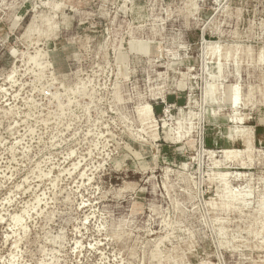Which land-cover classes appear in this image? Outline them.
Instances as JSON below:
<instances>
[{"label": "rangeland", "instance_id": "1", "mask_svg": "<svg viewBox=\"0 0 264 264\" xmlns=\"http://www.w3.org/2000/svg\"><path fill=\"white\" fill-rule=\"evenodd\" d=\"M0 264H264V0H0Z\"/></svg>", "mask_w": 264, "mask_h": 264}, {"label": "bare ground", "instance_id": "2", "mask_svg": "<svg viewBox=\"0 0 264 264\" xmlns=\"http://www.w3.org/2000/svg\"><path fill=\"white\" fill-rule=\"evenodd\" d=\"M234 102H236L237 101V99H236V97H235V99L233 100ZM139 111V113H141V116H142V118L144 119V118H146V119H150V118H152V116H155V113H154V110H153V108L152 107H145V108H142V109H140V110H138ZM167 136H168V134H166ZM169 138V137H168ZM209 152H211V153H215V151H209ZM210 153V154H211ZM219 154H221V155H223V157L224 158H229L228 156H229V149H224V150H221V151H219L218 152ZM220 155V156H221ZM239 154L238 153H235V154H233L230 158H232V157H237ZM216 156V155H215ZM237 161V160H236ZM220 166V165H219Z\"/></svg>", "mask_w": 264, "mask_h": 264}, {"label": "trees", "instance_id": "3", "mask_svg": "<svg viewBox=\"0 0 264 264\" xmlns=\"http://www.w3.org/2000/svg\"><path fill=\"white\" fill-rule=\"evenodd\" d=\"M153 108H154V112L158 113L157 108L155 106H153Z\"/></svg>", "mask_w": 264, "mask_h": 264}]
</instances>
